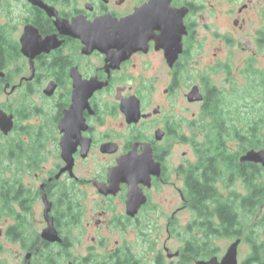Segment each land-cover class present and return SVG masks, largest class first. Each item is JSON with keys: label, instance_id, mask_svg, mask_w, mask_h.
Here are the masks:
<instances>
[{"label": "flooded vegetation", "instance_id": "flooded-vegetation-1", "mask_svg": "<svg viewBox=\"0 0 264 264\" xmlns=\"http://www.w3.org/2000/svg\"><path fill=\"white\" fill-rule=\"evenodd\" d=\"M0 119V264H264V0H0Z\"/></svg>", "mask_w": 264, "mask_h": 264}, {"label": "rangeland", "instance_id": "rangeland-1", "mask_svg": "<svg viewBox=\"0 0 264 264\" xmlns=\"http://www.w3.org/2000/svg\"><path fill=\"white\" fill-rule=\"evenodd\" d=\"M223 56H224V54H223ZM227 56H229V61L231 63V64H229L230 67L228 69L230 71L229 75L232 79L230 80V82L225 83L224 79H223L225 74L222 73V74H218V75L213 74L212 80H213V82H216L219 87H222V89L225 90L226 94L222 95L224 97L223 98L224 102L232 103V105H234L230 108L226 107L227 111L229 112V114L231 116V119H233L234 125H236L240 131H242L241 126L243 127V130L246 131L245 127L250 124V120L245 121V119L242 117V115L235 110V108L237 106H239L240 103H242V99L240 100L241 96H239L240 90H241V88L246 87V84H247L244 76H242L240 74L239 69H238L239 63H241L243 56L239 50L232 49V48H231L230 52H227ZM213 73H216V72H213ZM254 96H255V93L253 94V97ZM236 112L238 113V116H234L235 118H232V115L237 114ZM201 139H202V137H201ZM234 142H238V139H236ZM234 147L238 150V148H237L238 146H234ZM230 191H240L242 193L245 192L242 182H234L230 187ZM187 217H188V215L186 213H184L183 219H186ZM176 234L177 233L175 231L171 232V240L169 241V243H170L169 246H171L173 250L176 249L180 244L181 236L176 235ZM216 246L219 247V249H223L225 246L224 241L218 242V244ZM156 248H160L162 250V246H157ZM239 251H240V255H239L238 259L241 262L244 259H246V257L248 256L249 251H250L249 246L246 244H241Z\"/></svg>", "mask_w": 264, "mask_h": 264}, {"label": "trees", "instance_id": "trees-1", "mask_svg": "<svg viewBox=\"0 0 264 264\" xmlns=\"http://www.w3.org/2000/svg\"><path fill=\"white\" fill-rule=\"evenodd\" d=\"M227 128H228L226 131L227 136H229L231 138H236L238 140L243 139V137H242L243 133H241L240 130L234 124H232L231 126L229 125ZM230 130H231V132H230ZM205 140H206V142H209V143H220V142L225 141L226 137H224V134H222V135L221 134H219V135L215 134L211 138H209L207 135ZM249 140H251V139H249ZM209 148L211 150H216V147H213V146H211ZM212 184H213V182L209 183L208 181H200L199 183H197V182L194 183L193 189L196 192V195L199 197L200 202L207 204L205 202V200L207 198H216V194H218V192H217V190H214V193L211 192L210 187L212 186ZM246 184H247L248 189H249V195H248L246 202H247V206L249 207V210H251L254 207H256L257 205H259V203L261 201L259 198H254V194H255V191L257 188L256 182L248 179L246 181ZM263 195H264V189H263ZM223 213L227 214L225 209L221 208L219 210V216L222 219H223V215H224ZM225 218H227V220H228V215ZM253 256H254V252H253V255L251 257L253 258V260L255 262L256 259Z\"/></svg>", "mask_w": 264, "mask_h": 264}, {"label": "water", "instance_id": "water-1", "mask_svg": "<svg viewBox=\"0 0 264 264\" xmlns=\"http://www.w3.org/2000/svg\"><path fill=\"white\" fill-rule=\"evenodd\" d=\"M122 29H118V33H122ZM0 127H2V121L0 119ZM241 160H254L260 161L264 165V149L255 151L249 150L241 157ZM236 243L232 244L228 249L226 255L223 257L220 263H217L215 258L209 260L208 262H197V264H236Z\"/></svg>", "mask_w": 264, "mask_h": 264}]
</instances>
